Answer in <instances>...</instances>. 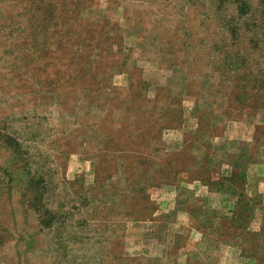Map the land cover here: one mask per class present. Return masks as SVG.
<instances>
[{
    "label": "rangeland",
    "instance_id": "1",
    "mask_svg": "<svg viewBox=\"0 0 264 264\" xmlns=\"http://www.w3.org/2000/svg\"><path fill=\"white\" fill-rule=\"evenodd\" d=\"M264 0H0V264H264Z\"/></svg>",
    "mask_w": 264,
    "mask_h": 264
},
{
    "label": "trees",
    "instance_id": "2",
    "mask_svg": "<svg viewBox=\"0 0 264 264\" xmlns=\"http://www.w3.org/2000/svg\"><path fill=\"white\" fill-rule=\"evenodd\" d=\"M263 1V0H262ZM263 11L261 12L262 17H264V3H263Z\"/></svg>",
    "mask_w": 264,
    "mask_h": 264
}]
</instances>
